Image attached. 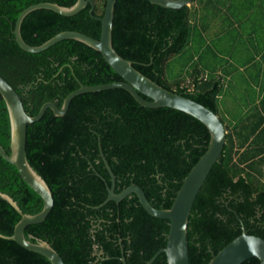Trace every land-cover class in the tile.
<instances>
[{
    "label": "trees",
    "instance_id": "1",
    "mask_svg": "<svg viewBox=\"0 0 264 264\" xmlns=\"http://www.w3.org/2000/svg\"><path fill=\"white\" fill-rule=\"evenodd\" d=\"M75 1L0 0V76L30 116L47 101L60 107L80 84L121 80L98 51L80 41L63 39L42 51L28 52L14 40V22L25 7L38 2L70 6ZM91 1L92 16L89 4L71 16L45 8L30 11L20 23L22 39L36 46L64 30L98 39L105 0L100 5ZM225 1L192 0L167 8L147 0H115L112 47L160 86L218 115L221 84L211 73L203 75L205 38L199 26L210 21V7ZM173 63L179 64L178 71L172 69ZM220 120L224 147L187 220L190 264H207L240 234L241 226L264 239V115L256 108L233 125ZM208 139L207 128L195 117L170 107H143L121 88L79 94L63 115L47 108L39 120L27 125L25 156L48 186L53 206L43 221L24 228V237L46 241L64 264H123L122 257L126 264H145L165 246L168 221L149 215L134 193L118 203L109 200L95 207L105 199V183H110L100 152L115 176V192L132 182L153 207L169 208ZM9 143L8 111L0 94V145L6 153ZM0 193L26 214L39 212L43 205L16 167L1 156ZM19 219L0 196V264H51L10 238ZM151 264H166L164 253ZM241 264L259 261L252 257Z\"/></svg>",
    "mask_w": 264,
    "mask_h": 264
},
{
    "label": "water",
    "instance_id": "2",
    "mask_svg": "<svg viewBox=\"0 0 264 264\" xmlns=\"http://www.w3.org/2000/svg\"><path fill=\"white\" fill-rule=\"evenodd\" d=\"M147 1L167 8H179L184 5H189L192 2V0ZM114 3L115 0H105L103 14L98 18L100 21V34L98 39L82 32L64 30L54 34L41 44L32 46L27 44L20 35V23L22 19L34 9L45 8L63 16H71L89 4V14L92 16L94 4L91 0H76L70 6H60L52 2H38L22 9L16 17L12 33L14 40L21 49L28 52H39L60 40L74 39L98 51L111 69L120 76L121 80L97 85L80 84L77 89L64 97L60 107L56 106L53 102L47 101L40 106L35 115L30 116L24 111L22 102L16 91L0 76V94L6 104L10 124L9 153H6L0 145V156L16 167L21 179L41 197L43 202L39 212L26 214L19 209L8 195L0 193V196L5 198L20 215V219L14 225L10 238L24 249L44 256L51 264H64L59 254L46 241L38 240L31 242L23 235V230L27 225L43 221L53 206V199L48 186L26 160V128L28 124L39 120L47 108L51 109L54 115L65 114L71 99L79 94L121 88L126 90L143 107H170L195 117L207 128L209 139L203 153L183 177L169 208L153 207L146 199L143 190L132 182L119 192H115V176L105 157L100 152L103 164L110 177V183H105L106 197L95 207L102 206L109 200L118 203L127 195L134 193L142 208L149 215L168 221L165 246L158 249L145 264H151L154 258L160 253H164L166 264H190L186 236L187 220L198 191L212 165L222 153L225 143L224 124L219 116L209 108L160 86L135 69L130 60L121 57L114 50L112 47ZM252 257L257 258L259 264H264V239L257 235L248 234L245 228L241 226L240 234L212 255L207 264H241ZM121 260L123 264H126L123 257Z\"/></svg>",
    "mask_w": 264,
    "mask_h": 264
},
{
    "label": "crops",
    "instance_id": "3",
    "mask_svg": "<svg viewBox=\"0 0 264 264\" xmlns=\"http://www.w3.org/2000/svg\"><path fill=\"white\" fill-rule=\"evenodd\" d=\"M222 3L199 26L205 38L200 64L204 77L219 79L218 116L233 125L256 108L264 115V0Z\"/></svg>",
    "mask_w": 264,
    "mask_h": 264
},
{
    "label": "rangeland",
    "instance_id": "4",
    "mask_svg": "<svg viewBox=\"0 0 264 264\" xmlns=\"http://www.w3.org/2000/svg\"><path fill=\"white\" fill-rule=\"evenodd\" d=\"M94 1H95V3H97V4L100 5V0H94ZM172 65H173V66H172V69H173L174 71H178V70H179V64L177 65V64L173 63Z\"/></svg>",
    "mask_w": 264,
    "mask_h": 264
}]
</instances>
